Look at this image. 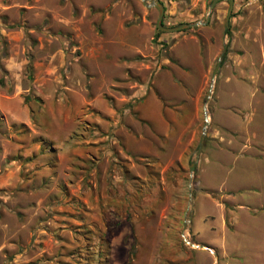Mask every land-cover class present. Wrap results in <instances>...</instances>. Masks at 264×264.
Masks as SVG:
<instances>
[{
    "label": "rangeland",
    "instance_id": "1",
    "mask_svg": "<svg viewBox=\"0 0 264 264\" xmlns=\"http://www.w3.org/2000/svg\"><path fill=\"white\" fill-rule=\"evenodd\" d=\"M226 8L0 0V264H264V0Z\"/></svg>",
    "mask_w": 264,
    "mask_h": 264
},
{
    "label": "water",
    "instance_id": "2",
    "mask_svg": "<svg viewBox=\"0 0 264 264\" xmlns=\"http://www.w3.org/2000/svg\"><path fill=\"white\" fill-rule=\"evenodd\" d=\"M140 1L145 7L152 6V7H155L157 9V18H156V22H155V26H156L157 29H159L160 31H163V32H172V31L180 30L182 28L193 27V26H196V25L205 24L208 21V18H209V15H210V12H211L212 8L214 7L215 3L217 1H219V0H210L207 3L205 14L200 19H197L195 21L181 22V23H179L177 25H172V26L163 25L162 22H161V18H162L163 12H164V5L162 4L161 1H159V0H140ZM232 5H233V0H227V8H226V13H225L224 22H223V33H224V31H225V29H226V27L228 25V20H229V16H230ZM225 48H226V43L223 42L221 52H220L219 56L217 57L216 63L214 65L213 69H212L211 81H210V84H209V92H208V94L206 96V99H205V101L203 103V107H202L204 123H203V126L201 128L199 146L201 144L203 135H204L205 130H206V125H207V122H208V114H207L208 110H207V107H206V101H207V98H209V95H210V92H211L212 83H213V78L215 76L216 70H217V68L219 66V63H220V57H221L222 53L224 52ZM193 167H194V162H191L190 165H189V171L190 172L192 171ZM189 187H190V185H189ZM189 197H190V188L188 189V198ZM184 228H185V221L182 224V230H181V237H182V240L185 243L189 244L192 247L204 248V249H208L209 251H211L207 246L202 245V244L192 243L187 238L183 237Z\"/></svg>",
    "mask_w": 264,
    "mask_h": 264
},
{
    "label": "crops",
    "instance_id": "3",
    "mask_svg": "<svg viewBox=\"0 0 264 264\" xmlns=\"http://www.w3.org/2000/svg\"><path fill=\"white\" fill-rule=\"evenodd\" d=\"M257 144L259 145V148H264V147L262 146V144H260V143H258V142H257Z\"/></svg>",
    "mask_w": 264,
    "mask_h": 264
},
{
    "label": "bare ground",
    "instance_id": "4",
    "mask_svg": "<svg viewBox=\"0 0 264 264\" xmlns=\"http://www.w3.org/2000/svg\"><path fill=\"white\" fill-rule=\"evenodd\" d=\"M183 236H184L185 238H187V237H186L187 235H186V232H185V231H184V233H183ZM187 239H188V238H187Z\"/></svg>",
    "mask_w": 264,
    "mask_h": 264
}]
</instances>
